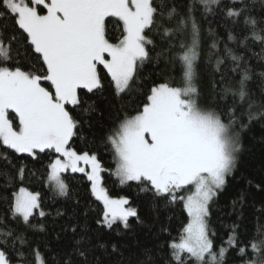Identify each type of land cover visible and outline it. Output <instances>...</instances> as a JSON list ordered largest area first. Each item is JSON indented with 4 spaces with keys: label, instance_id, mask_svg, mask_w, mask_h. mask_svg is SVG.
Listing matches in <instances>:
<instances>
[{
    "label": "snow or ice",
    "instance_id": "6c2138e0",
    "mask_svg": "<svg viewBox=\"0 0 264 264\" xmlns=\"http://www.w3.org/2000/svg\"><path fill=\"white\" fill-rule=\"evenodd\" d=\"M161 64L167 79L145 76ZM201 64L211 69L210 97ZM109 94V109L124 112L102 137L111 174L122 186L135 183L153 212L179 205L187 220L178 240L164 247L136 240L128 259L126 241L105 237L133 234V219L148 221L128 197L109 194L97 154L73 146L94 115L103 118L98 101ZM257 124L264 125V0H0V264H106L97 250L114 264H229L231 252L240 264H264V203L247 240L233 223L217 244L209 223ZM41 155L53 202L69 197L65 173L90 182L102 205L97 228L78 199L53 213L24 186L25 160ZM255 188L264 192V184ZM247 201V191L231 201L239 217ZM50 217L64 220L55 233L63 246L34 239L47 234Z\"/></svg>",
    "mask_w": 264,
    "mask_h": 264
},
{
    "label": "trees",
    "instance_id": "16d2710c",
    "mask_svg": "<svg viewBox=\"0 0 264 264\" xmlns=\"http://www.w3.org/2000/svg\"><path fill=\"white\" fill-rule=\"evenodd\" d=\"M199 19V17H198ZM210 19H214L211 18ZM209 25L203 24L204 38H203V52L207 53L208 44L211 43L210 38L207 36V29ZM214 31L223 34L224 28L218 27L214 21L211 25ZM214 63V60H213ZM163 64L160 67L147 66L144 69L145 76L151 75L157 82H163L165 77L158 75L162 72ZM201 74L203 77V83L201 85L205 96L210 97L211 92L209 90L208 82L211 78V69L203 67L201 64ZM111 101V95H108L107 101L100 100L98 104L103 111L104 115L101 118L99 115H94L91 120V126L85 124L81 129L79 137H74L73 146L78 150L91 151L97 154L98 159L101 161L103 167L107 170L102 173L104 177V185L108 189L109 194L113 197L126 196L130 199L133 207H138L142 218L148 221V226H139L135 224L133 219L134 233L126 235L125 237H119L115 235V232L109 233L105 238H111L113 240H119L121 242H127L130 246L124 250V259H128L133 253L135 248V241L139 240L145 244L152 245L157 244L161 247L166 246L167 243L172 240L179 239L182 231V226L187 222L186 214L182 210V206L170 205L165 207L162 203L159 206L158 211L153 212L150 209L149 197L144 193L139 192L135 183L131 185H120L118 179L111 173L114 172L115 162L110 147L104 142L102 137L106 134L107 129L116 122L120 117L124 115V112L116 108L109 109V103ZM126 111L129 114H133L131 107ZM244 151L241 155L239 169L234 179L229 180V184L226 190L219 196V198L213 202L211 206L210 216V228L215 230V241L217 244L221 243L226 238L228 233V226L233 223L240 224L241 240H247L252 236L256 224L255 209L260 208L264 203V192L256 190V184H264V125L257 124L249 132L246 133L243 139ZM30 172L24 182V186L28 187L32 191L40 192L46 207V210H54L57 207L64 205L65 200L80 201V210L83 211L85 206H89L92 212L89 216V225L92 229L97 228L95 219L97 213L102 208L99 202H94V199L88 192L89 183L86 177L81 173H65V177L68 179L70 186V194L68 198L57 197L53 202L51 199L54 193L48 186L46 178V169L49 163V159L41 155L39 160H31V158L25 160ZM248 181H251V187H248ZM241 191L248 192V201L243 209V216L239 217L233 212L231 201L236 199ZM69 211L71 208L69 206ZM236 212H239L237 207ZM64 223L63 219L57 218L55 223L52 222L51 217L45 222L48 229L47 234H38L34 237L37 242H49L58 243L63 246L64 242L55 241V233L59 231V226ZM161 229H166L162 231ZM165 251L167 249L165 248ZM157 255L163 260L165 256L164 251H159ZM97 256L101 257L106 264H114L115 258H110L103 254V250H97ZM229 264H240V259L235 252L229 254Z\"/></svg>",
    "mask_w": 264,
    "mask_h": 264
}]
</instances>
